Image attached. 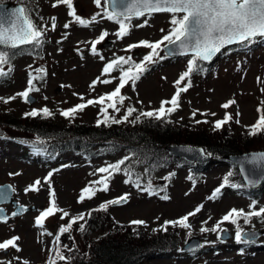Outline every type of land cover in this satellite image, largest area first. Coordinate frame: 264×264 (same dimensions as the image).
I'll return each mask as SVG.
<instances>
[{"label": "rangeland", "instance_id": "obj_1", "mask_svg": "<svg viewBox=\"0 0 264 264\" xmlns=\"http://www.w3.org/2000/svg\"><path fill=\"white\" fill-rule=\"evenodd\" d=\"M75 2L77 15L89 21L95 16V22L90 23L88 27L80 26L68 15L69 9L65 5L53 7L55 0H39L41 7L38 17L46 28L43 37L45 46L40 55L27 51L17 53L11 58L12 71L9 77L0 79V98L16 96L17 93L24 91L28 87L29 74L37 75L35 71L37 69H44L42 73L44 78L34 81L39 91L31 93L36 98L32 104L25 103L23 98L17 96L8 104L0 100L2 108L23 115L33 109L47 107L57 113L55 115L58 117L61 110L89 99H98L112 92L119 83V69L114 70L110 76L102 75L103 68L108 62L119 56H131L134 62H141L150 50L140 47L126 52L127 46L144 40L150 42L160 40L172 27L171 14L155 13L150 17L133 18L130 35L118 39L115 33L119 26L103 17L105 0H102L101 7H97L94 0ZM52 17L56 18L55 30L51 29ZM145 19L148 20L147 26L135 27ZM66 23L70 24L68 29L64 28ZM105 31L108 33L106 38L114 41L113 45L102 47L105 38L96 45L97 51L93 54L91 41L98 39ZM160 55L165 54L161 52ZM190 58V55L166 57L148 65V71L136 82L135 89L131 83L122 89L126 99L124 105L119 106L120 111L113 112L109 109V114L115 118L123 117L127 107L137 109L138 113L158 110L162 101L171 100L176 93L175 82L187 70ZM4 67L7 71V66ZM124 67L127 68V65ZM97 78L110 79L112 83H97L94 89L90 88ZM257 78H260L261 82H258ZM188 79L191 80L192 86L181 94L180 106L169 115L171 118L183 124L207 120L208 123L201 124L214 126L215 122L223 119L227 113L233 116L234 121L239 119L237 125L240 129L250 128L261 115L258 109L264 110L262 103L264 41L257 39L248 49L242 47L226 49L212 63L199 62L197 69ZM186 84L187 80L180 87ZM81 96L84 100L80 99ZM230 100H234L235 103L228 109L223 108L222 105ZM237 112L240 113L238 117ZM213 113L215 115H212ZM75 119L96 123L98 119H103L100 105L88 106L77 113ZM1 132L8 137L0 139V184L11 183L14 188V199L29 209L20 216L11 217L7 223L0 222V242L18 235L21 237L19 244L22 247L20 253L11 249L7 254L0 252V260H13V257L20 256L28 260L29 264H48L50 253L53 251L55 253V235L58 234L61 225L69 222V218L61 220V213L58 212L45 221L43 229L36 227L34 223L39 212L49 207L48 185L44 180L52 173L51 187L56 193L57 205L69 212L70 217L81 213L87 214L90 210L99 208L102 203L127 193V203L111 205L107 212L116 224H128L134 220L145 221V225L138 226V234L142 236L163 231L160 229L165 221L177 220L192 212L197 206L203 205L199 213L190 217L192 228L182 229V232L186 234L191 231V236H200L204 240V249L198 250L197 253L176 251L163 254L150 251L145 259L148 264H264V234L255 240L254 245L243 248L244 246L235 241L236 226L231 223L225 222L221 225L223 229L232 233L231 238L226 241L217 239L220 233L200 232L202 226L212 228L231 209L247 213L264 208V189L248 195L246 188L242 190L225 188L217 198L209 199L215 189L221 186L223 177L230 170L229 163L215 160L207 164L201 171L199 181L194 182L192 178L189 179V164L178 163L163 171L150 170L141 158L126 149L115 155L95 153L90 159L84 154L71 151L51 159L42 152L30 155L26 141L34 138L33 135L9 128ZM95 150L98 152L99 148L96 147ZM125 158L128 159L121 166L122 170L113 174L109 181L107 192L98 191L92 199L78 202L84 188L100 187L93 184L106 175L98 173L99 168L115 164ZM15 173L18 175H10ZM36 180L41 181L40 190L26 192L28 186ZM137 183L140 184V188L136 187ZM149 184L154 192L152 195L143 190ZM165 195L169 197L167 200L162 198ZM2 206L8 213L15 209L10 203H4ZM96 213L97 211L92 212L87 220ZM205 221L207 223H202ZM239 223L244 231L264 230V220L258 217H253L250 224H245L243 219ZM154 229L156 231H153ZM184 236L182 246L190 238ZM13 264L17 262L13 260Z\"/></svg>", "mask_w": 264, "mask_h": 264}, {"label": "snow or ice", "instance_id": "obj_2", "mask_svg": "<svg viewBox=\"0 0 264 264\" xmlns=\"http://www.w3.org/2000/svg\"><path fill=\"white\" fill-rule=\"evenodd\" d=\"M97 7H101L102 0H94ZM117 2H119L122 11H116ZM112 10L109 11L108 7L103 9V17L114 21L118 26V31L115 33L118 39H123L130 35L133 25L131 21L133 18L139 19L142 17H150L154 13H169L172 18L170 23L171 29L167 34L163 35L160 40L150 42L147 40L139 41L138 43H132L125 49L126 52H131L136 48L149 49V53L143 57V60L139 63L134 62L131 56H119L116 59L108 62L103 68L102 75L110 76L114 70L119 69L120 75L118 77L119 83L110 93L100 96L98 99H89L84 103H80L66 110H61L60 115L66 119H74L76 114L82 112L88 106L100 105V113L103 119H98L97 126L101 124H120L129 122V118L133 117V114L137 112V109L133 107H127L126 114L122 119H116L109 114V109L113 112H119V106L124 105L126 97L122 94L124 89L129 83H131L133 89H135L136 82L140 80L141 76L148 71V65L157 63L159 60L165 59L169 56L175 55H190L188 61L187 70L181 74L179 79L175 82L177 91L171 98L161 102V106L158 110L143 111L139 115L135 116L133 123L139 121L140 117L152 118L157 121L164 120L167 116L177 111L180 106V96L182 93L187 92L192 86L191 80L188 79L194 70L197 69L199 62H210L217 54L222 53L232 45H239L242 48L248 49L249 46L257 41V39L264 41V0H105ZM58 5H65L68 9V15L73 18V21L80 26L88 27L90 23L95 22L96 17L93 16L91 20H86L77 15V12L73 6V0H55L53 7ZM51 29L56 28V18L52 17ZM148 20L145 19L143 23L135 25V27L147 26ZM70 27L69 23L64 25L65 29ZM161 31H164L161 29ZM46 28L39 26L33 22L29 16V11L26 7H19L10 13L0 12V78L8 76L12 71L11 58L15 54L13 50L32 46L37 47L42 45L43 37L45 36ZM108 33L103 32L98 39L91 41V51L96 54V45L105 40ZM164 52V56L160 53ZM103 59V57H101ZM127 65V68L124 66ZM7 66V71L5 67ZM38 74H29L28 87L17 93L16 96L8 98H0L3 103L8 104L12 100H15L17 96L23 98L25 103L31 102L30 94L34 91H39L34 81L43 80L44 69L35 70ZM258 82L260 78H257ZM187 80V84L184 87L180 85ZM97 83L110 84L112 80L97 78L90 85V88H95ZM63 87V86H62ZM46 99V97H45ZM84 100V97H80ZM234 100H230L223 104L222 107L228 109ZM264 103V102H262ZM170 105V106H167ZM261 115L255 125L250 126L249 135H257L258 133H264V110L258 109ZM207 115V113H202ZM212 115H215L213 113ZM239 112L236 113L238 117ZM26 117H44L50 118L53 113L47 108L33 109L25 113ZM195 113H193V118ZM233 120V116L225 114L224 118L218 120L214 124L215 130L222 129L226 124ZM197 123H208L207 120L196 121ZM239 119L236 123H239ZM203 153V150H201ZM125 159L120 160L115 164H110L106 167H101L97 171L101 174H106L103 178L94 181L93 184L100 185L96 187H86L82 190L78 202L82 203L85 199H92L98 191L107 192L109 190V181L113 174L119 173L125 164ZM252 164L254 166L264 165V153L252 156L250 160H246L241 163V170H244V164ZM128 174V173H126ZM18 175V173L10 174ZM231 173H229V176ZM52 173H49L45 178L44 183L48 185L49 191V207L39 212V215L35 217V226L43 229L45 227V221L58 212L61 213L60 219L69 218V222L66 225H61L58 229V234L55 235L54 243L56 245L54 257H49L48 264H57V261H63L68 264L69 258L66 257L60 250L61 236L66 233H70L74 225H78V230L83 233L85 231V223L88 218L91 217L92 212L100 211L107 212L111 205H121L128 202V194H124L121 197L102 203L99 208L90 210L87 214L81 213L76 216H71L69 212L58 207L56 202V193L51 187ZM261 179H264V173H262ZM191 179V177H189ZM126 183L128 181H125ZM229 183L225 178L223 184L216 188L212 196L209 199L217 198L221 194V189ZM255 183V181H253ZM41 185L40 180L34 181L32 185H29L27 191L38 192ZM238 187L237 185H232ZM137 188H140V184H136ZM149 195L154 194L151 184L143 188ZM163 199L167 200L168 196H163ZM8 199L4 192H0V200ZM203 208V205L197 206L192 212L184 215L183 217L174 221H165L160 230L167 231L169 226L179 227L184 230L192 228L189 222L190 217L195 216ZM28 211L26 208L18 207L17 211L12 213L13 217L22 215ZM253 217L261 218L264 220V208H260L256 211L245 212L243 210L231 209L222 219L217 222L212 228L201 227V233L215 232L226 233V229H223L221 225L225 222L231 223L236 226L235 241L237 244H250L254 243L257 234L253 232H246L240 226L239 220L242 218L245 224H250ZM0 222L7 223L8 216L4 215V209L0 208ZM132 225L143 226L146 224L142 220H134L130 222ZM202 223H207L202 222ZM153 231H156L154 229ZM44 234V233H42ZM52 235V233H46ZM187 235L191 237V231L187 232ZM217 239H221L218 235ZM21 237L16 235L0 242V252L7 254L8 250H14L16 253L22 251V247L19 244ZM67 247V246H64ZM203 247V245H200ZM183 251V249H180ZM13 260L17 264H29V261L22 259L20 256L13 257ZM13 260H0V264H13Z\"/></svg>", "mask_w": 264, "mask_h": 264}, {"label": "trees", "instance_id": "obj_3", "mask_svg": "<svg viewBox=\"0 0 264 264\" xmlns=\"http://www.w3.org/2000/svg\"><path fill=\"white\" fill-rule=\"evenodd\" d=\"M44 46L45 41L37 47L25 46L21 51L40 55ZM240 47L238 45L231 49ZM13 51L16 54V51ZM9 74L6 77H9ZM52 113L53 116L50 118H33L26 117L25 114L17 115L10 109L0 106V139L8 137L1 132L6 128L31 134L34 138L26 141L30 151L42 152L51 159L71 151L84 154L90 159L95 153L115 155L126 149L141 158L150 170L163 171L178 163L189 164L190 166L187 165L190 167L189 177L197 182L201 177V171L207 165L187 162L181 157L171 155L166 149L173 144H192L203 147L215 160L230 164V170L223 177L221 185L225 178L229 183L221 191L225 188L239 190L246 188L247 194L253 195L264 189V186L259 189H250L246 186L237 166L225 158L227 155L264 150V133L249 135L250 128L240 129L234 120L222 129L215 130L213 125L197 122L183 124L170 116L160 121L141 116L139 121L133 123L135 116L139 115L135 112L129 122L97 126V122L88 123L75 118L70 120L62 118L59 114L56 117L57 113ZM96 147L99 148L98 152L95 150ZM234 176L237 179L232 178ZM184 235L188 236L187 232L183 234L178 226H169L167 231L142 236L138 234V226L130 222L116 224L108 212L97 211L86 221L83 233L78 230V225H74L70 233L61 236L60 250L69 258L68 264H148L145 259L150 251L163 254L180 251ZM254 244L255 242L242 243L241 246L248 248ZM197 252L199 251L193 253ZM50 254V257L55 255L54 251ZM57 264L65 262L57 261Z\"/></svg>", "mask_w": 264, "mask_h": 264}, {"label": "water", "instance_id": "obj_4", "mask_svg": "<svg viewBox=\"0 0 264 264\" xmlns=\"http://www.w3.org/2000/svg\"><path fill=\"white\" fill-rule=\"evenodd\" d=\"M19 7H23V6L19 3H14L10 1L0 2V12L10 13L11 11ZM106 7H108L109 11L112 10V8L108 4H106ZM115 10L122 11V8L120 7L119 2H117V7ZM113 43L114 41L108 37L105 40V42L102 44V46L111 47ZM234 46H237V45H232V46H229L228 48H231ZM221 54L222 53L217 54L215 57H213V59L210 62H207V63H211L215 61ZM179 56H185V55H175V56H169V57H179ZM59 90L60 88L58 89V91ZM30 97H31L30 104H32V102H34L36 98L32 94H30ZM166 149L171 155L176 156V157H181L191 163L210 164L211 162L215 161L213 155L208 154L205 151V149L201 146H196L192 144H173V145L167 146ZM201 150H203V153H201ZM261 153H264V150L249 151L245 153L225 156V158L229 162L237 166L243 178V181L251 189H259L260 187L264 185V179L260 178L262 173H264V165L254 166L252 164L245 163L244 170L242 171L241 163L246 160H250L252 156L261 154ZM253 181H255V183H253ZM0 192H4L8 197V199L6 200H0V208L4 209V215L8 216V219L13 217L12 213L14 211H17L18 207H23V208H26L27 210L29 209L28 206L19 204L14 199V188L11 183L0 184ZM4 203L13 204V206L15 207V210H13L11 213H7L6 209L2 206V204ZM114 206H117V205H114ZM253 231L257 234L256 239H258L264 234V230H246V232H253ZM219 235L221 236L220 240L226 241L231 238L232 233L230 230H226V233H220ZM200 245H203V247H200ZM203 248H204V240L198 235H194L188 238V240L184 243L182 247L184 252L198 251Z\"/></svg>", "mask_w": 264, "mask_h": 264}, {"label": "flooded vegetation", "instance_id": "obj_5", "mask_svg": "<svg viewBox=\"0 0 264 264\" xmlns=\"http://www.w3.org/2000/svg\"><path fill=\"white\" fill-rule=\"evenodd\" d=\"M14 2V3H19L23 7H26L29 11V16L33 20V22L37 25L43 26L40 20V17H38L39 10H40V3L39 0H2L0 2ZM75 0H73V6L75 7ZM58 6H63V5H58Z\"/></svg>", "mask_w": 264, "mask_h": 264}]
</instances>
